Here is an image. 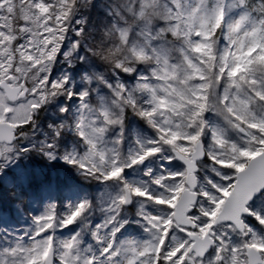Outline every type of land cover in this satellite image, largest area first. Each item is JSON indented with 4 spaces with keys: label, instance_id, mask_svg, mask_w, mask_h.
I'll use <instances>...</instances> for the list:
<instances>
[{
    "label": "snow or ice",
    "instance_id": "1",
    "mask_svg": "<svg viewBox=\"0 0 264 264\" xmlns=\"http://www.w3.org/2000/svg\"><path fill=\"white\" fill-rule=\"evenodd\" d=\"M0 182V264H264V0H0Z\"/></svg>",
    "mask_w": 264,
    "mask_h": 264
},
{
    "label": "rangeland",
    "instance_id": "2",
    "mask_svg": "<svg viewBox=\"0 0 264 264\" xmlns=\"http://www.w3.org/2000/svg\"><path fill=\"white\" fill-rule=\"evenodd\" d=\"M9 175H11V173H9ZM0 193L4 194V197H5V199L3 201L4 205H5V202L6 203H8V202L10 203V200L8 199L10 193H9L8 189L5 187V185L2 182H0ZM5 206H7V205H5Z\"/></svg>",
    "mask_w": 264,
    "mask_h": 264
},
{
    "label": "trees",
    "instance_id": "3",
    "mask_svg": "<svg viewBox=\"0 0 264 264\" xmlns=\"http://www.w3.org/2000/svg\"><path fill=\"white\" fill-rule=\"evenodd\" d=\"M33 166L39 167V164H37L36 162H33ZM56 174L60 175L61 178H63L65 176V172H64L63 168H59V167L56 169ZM8 204H9V202L8 203L5 202V205H8Z\"/></svg>",
    "mask_w": 264,
    "mask_h": 264
}]
</instances>
